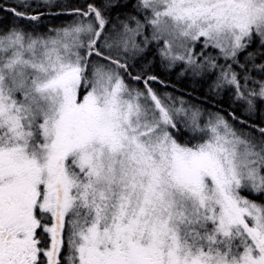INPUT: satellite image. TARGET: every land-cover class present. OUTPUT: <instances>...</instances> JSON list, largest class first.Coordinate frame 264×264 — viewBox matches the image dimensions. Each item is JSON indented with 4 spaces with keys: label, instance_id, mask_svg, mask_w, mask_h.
I'll list each match as a JSON object with an SVG mask.
<instances>
[{
    "label": "snow or ice",
    "instance_id": "obj_1",
    "mask_svg": "<svg viewBox=\"0 0 264 264\" xmlns=\"http://www.w3.org/2000/svg\"><path fill=\"white\" fill-rule=\"evenodd\" d=\"M0 264H264V0H0Z\"/></svg>",
    "mask_w": 264,
    "mask_h": 264
}]
</instances>
